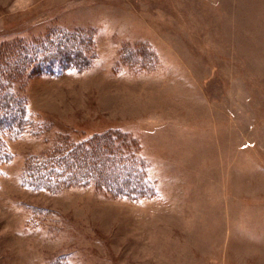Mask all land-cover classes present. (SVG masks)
Wrapping results in <instances>:
<instances>
[{"label":"rangeland","instance_id":"rangeland-1","mask_svg":"<svg viewBox=\"0 0 264 264\" xmlns=\"http://www.w3.org/2000/svg\"><path fill=\"white\" fill-rule=\"evenodd\" d=\"M77 30L81 71H34ZM0 75L33 121L1 141L0 264H264V0H0ZM105 134L144 161L154 198L26 182Z\"/></svg>","mask_w":264,"mask_h":264},{"label":"trees","instance_id":"trees-1","mask_svg":"<svg viewBox=\"0 0 264 264\" xmlns=\"http://www.w3.org/2000/svg\"><path fill=\"white\" fill-rule=\"evenodd\" d=\"M89 35L88 32L80 30L60 31L57 40L53 42V48L48 42L45 48L40 47L34 53L37 59L36 64L34 63V71L40 74H52L58 70L81 71L85 67L88 55L92 56ZM30 55L33 53L29 54V57ZM1 78L3 77L0 75ZM2 92L0 93V157L7 162L11 155L3 151L2 139L17 138L28 133L33 127V121H30L27 105L23 99L13 95L12 89ZM12 105L15 106L12 118L14 120L9 117ZM5 116L8 120L4 122ZM124 141L123 138L118 139L117 136L105 134L99 138H90L72 144L68 150L66 145H60L57 154L50 155L49 159L42 163L43 166L38 165L27 172L26 182L33 189L53 193L76 184L87 186L92 184L115 197L130 200L154 198L157 193L148 176L146 164L131 154V146L129 143H123Z\"/></svg>","mask_w":264,"mask_h":264}]
</instances>
